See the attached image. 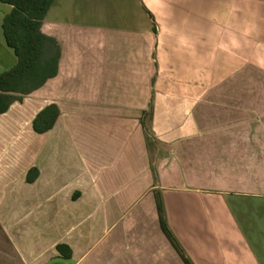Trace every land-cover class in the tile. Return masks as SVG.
<instances>
[{"label": "crops", "instance_id": "crops-1", "mask_svg": "<svg viewBox=\"0 0 264 264\" xmlns=\"http://www.w3.org/2000/svg\"><path fill=\"white\" fill-rule=\"evenodd\" d=\"M41 31L57 73L0 114V264H264V0H56Z\"/></svg>", "mask_w": 264, "mask_h": 264}, {"label": "trees", "instance_id": "trees-1", "mask_svg": "<svg viewBox=\"0 0 264 264\" xmlns=\"http://www.w3.org/2000/svg\"><path fill=\"white\" fill-rule=\"evenodd\" d=\"M55 1L0 0L11 6L1 27L5 43L16 56V63L0 72V114L57 73L59 48L53 38L41 31L42 21ZM56 118V107L49 105L34 118L33 129L38 133L45 132L53 126ZM163 225L166 228L164 220Z\"/></svg>", "mask_w": 264, "mask_h": 264}, {"label": "rangeland", "instance_id": "rangeland-1", "mask_svg": "<svg viewBox=\"0 0 264 264\" xmlns=\"http://www.w3.org/2000/svg\"><path fill=\"white\" fill-rule=\"evenodd\" d=\"M5 10H6V6L0 3V27H1L2 14L5 12ZM0 34H1V28H0ZM0 65H2L4 67L9 65V59H8V57L5 56V55H2V52L1 51H0Z\"/></svg>", "mask_w": 264, "mask_h": 264}]
</instances>
